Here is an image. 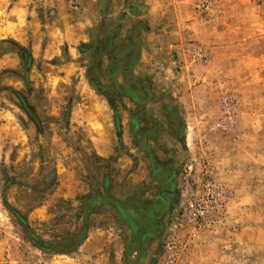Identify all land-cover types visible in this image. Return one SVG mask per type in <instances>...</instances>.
I'll use <instances>...</instances> for the list:
<instances>
[{"label": "rangeland", "instance_id": "rangeland-1", "mask_svg": "<svg viewBox=\"0 0 264 264\" xmlns=\"http://www.w3.org/2000/svg\"><path fill=\"white\" fill-rule=\"evenodd\" d=\"M114 20L126 59L85 51L69 72L31 71L25 48L0 42L17 61L0 106L18 126L0 138V264H264V0H118ZM90 83L107 85L106 162L74 110ZM148 134L176 171L157 225Z\"/></svg>", "mask_w": 264, "mask_h": 264}, {"label": "crops", "instance_id": "crops-1", "mask_svg": "<svg viewBox=\"0 0 264 264\" xmlns=\"http://www.w3.org/2000/svg\"><path fill=\"white\" fill-rule=\"evenodd\" d=\"M117 5L118 0H0V42H13L25 48L27 54L32 57L31 71L37 59L43 64L42 69L47 65H53L60 71L59 73L75 70V65L77 63L80 65L79 58L85 55V51L92 54L96 49H99V55L103 57L101 63L107 58L110 62L111 57L108 55L112 50H115L116 59L119 56V59L124 61L125 57L121 58V54L119 55L118 49L115 48L117 45L123 46L124 35L112 29L113 25L116 29L121 27L122 20L113 21V10ZM16 63L14 60L12 64L0 60V72L14 71L10 68L15 67ZM119 64L120 62L117 65ZM136 69L137 67L133 70L134 74ZM66 80L68 73L65 76L59 75L56 84L66 88ZM10 82L11 80L6 81V84ZM114 84L115 87L119 86L117 82ZM106 86L91 83L85 86L87 101L74 109L82 112V122H85L89 131L93 154L98 161L103 162L113 155L110 117L105 111L110 103L103 90ZM98 89H102L103 94ZM17 127L13 115L0 106V138L1 136L4 140L15 138ZM105 183L108 187L107 176ZM98 200L102 201V204L105 202L104 197ZM93 203L90 204L89 214Z\"/></svg>", "mask_w": 264, "mask_h": 264}, {"label": "flooded vegetation", "instance_id": "flooded-vegetation-1", "mask_svg": "<svg viewBox=\"0 0 264 264\" xmlns=\"http://www.w3.org/2000/svg\"><path fill=\"white\" fill-rule=\"evenodd\" d=\"M154 135L155 133L152 137ZM150 136L151 134H148L146 139L144 138L140 147L150 169L149 176L157 185L159 198L149 206H145L143 212L148 223L157 225L161 216L169 211L171 202L174 201V191L172 189L175 184L176 171L173 168L174 160L164 161L155 155L153 148L148 143ZM134 224L137 226V223ZM140 229H142L141 226Z\"/></svg>", "mask_w": 264, "mask_h": 264}, {"label": "trees", "instance_id": "trees-1", "mask_svg": "<svg viewBox=\"0 0 264 264\" xmlns=\"http://www.w3.org/2000/svg\"><path fill=\"white\" fill-rule=\"evenodd\" d=\"M22 59H24V57H22ZM27 59H28L29 62L32 61V57L29 54H27Z\"/></svg>", "mask_w": 264, "mask_h": 264}, {"label": "water", "instance_id": "water-1", "mask_svg": "<svg viewBox=\"0 0 264 264\" xmlns=\"http://www.w3.org/2000/svg\"><path fill=\"white\" fill-rule=\"evenodd\" d=\"M27 232H28L29 237H31V234H30V230L29 229H27Z\"/></svg>", "mask_w": 264, "mask_h": 264}]
</instances>
